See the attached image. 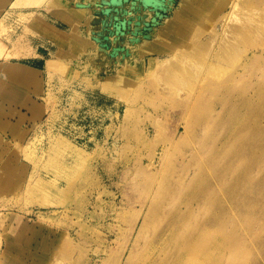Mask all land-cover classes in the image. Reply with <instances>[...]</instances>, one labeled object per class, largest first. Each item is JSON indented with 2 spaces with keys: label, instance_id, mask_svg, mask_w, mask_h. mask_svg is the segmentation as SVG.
I'll return each mask as SVG.
<instances>
[{
  "label": "rangeland",
  "instance_id": "1",
  "mask_svg": "<svg viewBox=\"0 0 264 264\" xmlns=\"http://www.w3.org/2000/svg\"><path fill=\"white\" fill-rule=\"evenodd\" d=\"M171 2L152 7V18H139L142 0H106L92 20L104 22V35L96 41L84 32L82 48L47 3L40 16L62 30L54 33L60 41L32 26L31 15L20 13L23 5L4 19V46L39 47L46 58L62 54L58 58L74 69L71 75L47 70L41 93L38 84L5 77L0 57V77L43 110L39 118H21L26 106L10 93L16 89L0 86V264H264V142L258 150L253 144L260 137L242 127L249 116H231L238 101L231 94L260 74L247 71L234 80L213 73L215 79L227 75L224 84L214 90L204 80L192 84L196 98L186 104L188 88L179 82L165 88L149 73L126 76L117 93L100 89L117 65L96 46H113L106 35L127 21L115 38L131 51L140 34L155 36L182 0ZM256 47H247L250 60L245 54L242 62L259 69L264 55L257 60ZM11 60L37 66L31 58Z\"/></svg>",
  "mask_w": 264,
  "mask_h": 264
},
{
  "label": "bare ground",
  "instance_id": "2",
  "mask_svg": "<svg viewBox=\"0 0 264 264\" xmlns=\"http://www.w3.org/2000/svg\"><path fill=\"white\" fill-rule=\"evenodd\" d=\"M263 1L264 0H182L178 7H174L175 10L172 16L164 18L165 23L155 36H153L154 34L152 33L150 35H145L144 33L140 34L142 35L141 38L134 40L132 44L130 43L131 45L129 46H131V51H125L124 48L117 46V43L121 42V39L115 38L117 33L114 30L111 36L106 35L108 39H111L114 47L108 45L106 50L104 49L105 44L101 42L100 48L102 50L98 45L96 46L97 51L100 50L98 52L101 54H103L102 51L104 50L106 52L108 51L109 55L111 53L110 57L113 62L111 64L117 65L113 68L110 77H107L108 79L99 82L100 89L102 92L117 93L120 83L124 79H127L126 76L139 73L141 77H143L145 73H149L151 75H156V77L158 76L159 81L164 82L165 88L174 86L176 82L182 84L181 86L184 88H188L187 95L183 98V100L186 101H182L186 104L189 102L188 100L192 101L196 98L195 85H192L194 83L198 84V82L200 83L201 80H204V86L209 90H214L224 84L227 75L228 77L230 75L232 79L234 78V80H236L238 78L244 79V77H242V73L244 72L250 71L249 75H252V73L256 74L257 72L260 76L253 84H251L252 81H250V79L246 78L245 83L248 87L239 89L234 94H231V99H238L236 103H233L234 109H231L233 110L231 111V116L233 121H237L243 115L250 117L251 122L245 125L244 123L246 122H244L242 127L244 129L250 128L260 137L259 142L254 144L251 143L253 145L257 144V149L259 150V146H262L264 142V126H262L261 123L264 119V64L257 69L255 65L254 67H248V64L243 63L242 60L244 59V55L247 54V47L249 46H260L261 51H259V55L255 53L257 55V60L264 55V10L262 12V8L260 7V2ZM116 2H120V0H111V3ZM45 3L50 7L47 8V10L49 9L52 13L57 14L59 18L64 21H70L68 14L70 8H72V2L68 0H0V32L6 30L4 19L10 16L16 7L23 5L21 7L25 8L23 9L25 11L21 10L20 13L24 15V17L27 14L31 15L30 23L32 26L40 29L44 27L43 31L52 33V30L55 33L57 30L40 16L39 9L45 7L42 6L43 4L45 5ZM170 5H172L170 0H142L143 8L142 12H139V18L142 16V13H147L148 18H152V15H154L152 13L153 8L156 10L161 7H170ZM98 6L100 7V5ZM228 6H230L229 11L221 12ZM53 7H56V9H53ZM79 7L83 8V6ZM208 10H211V13L205 16L204 12ZM257 10L260 11L257 12ZM200 11H203V13ZM82 13L83 11H75L73 16L78 17V15ZM91 18L92 15H89L86 21L87 24H90ZM153 25L157 27L158 23L154 21ZM193 25L195 27H193ZM218 26H220V30ZM69 35L70 40L74 39L76 40L74 42L79 43H76L78 44L77 48L85 47L83 45L88 40V37L82 34L78 26H75L74 30ZM124 36L126 35L124 34ZM206 37L207 39H205ZM215 47L216 50L214 51ZM74 48H76V46ZM79 53L82 54V52ZM27 55H29V51L24 47H19L18 44L13 43V48H10L4 46L0 41V57H4V63L6 61V67L4 68L5 77L16 79V81H19V84H23L24 86L30 83L37 85L38 72L22 61L11 60L12 58L20 59ZM118 56L124 58L125 61H117L116 57ZM249 58L247 54L244 60L247 61ZM147 60L151 62L148 65ZM239 61L242 63H239ZM68 64L69 63L63 59L50 58L47 60V69H61L64 72L67 71L71 75L73 72L70 71H73L74 68L73 65ZM83 70H85V68ZM218 71H222L224 74L227 73L225 79L221 76L216 79L209 76L213 73V75L219 73ZM178 73H181V78L177 77ZM242 84L243 83L240 85ZM0 86L7 90H9V88L11 90L16 89L15 92L13 90L10 93L23 101V104L32 112L33 118H39L42 115V106L34 101V99L30 98L25 90L9 83L4 77H0ZM179 89H177L178 93ZM231 103L230 101V104ZM227 111L229 112V110H226V112ZM20 116L21 118L22 116L25 118L31 117L24 112H21ZM245 116L244 119L248 118ZM58 141H60V139H58ZM76 151L78 155L83 154V151L79 149H76ZM4 168H6L8 174L11 167L5 166ZM0 180L2 183L4 182L2 177H0ZM41 182L46 184L47 180L41 178ZM7 184L8 182L4 186L6 187Z\"/></svg>",
  "mask_w": 264,
  "mask_h": 264
},
{
  "label": "crops",
  "instance_id": "3",
  "mask_svg": "<svg viewBox=\"0 0 264 264\" xmlns=\"http://www.w3.org/2000/svg\"><path fill=\"white\" fill-rule=\"evenodd\" d=\"M68 1H71L72 2V4H71V7L72 8H70V12L68 14V17H69V20L70 21H64L61 18H57V20H60V22L62 24L67 25L70 28V32L71 33L74 30L75 26H78L79 29L82 31V34L84 32L85 33H90L91 32L93 35H95L94 36L95 37V40L96 41H100V39L102 38V36L104 35V32H105V28H104V32H102V26H103L102 23H104V22L103 21H100V23H98V24H96V23L93 24L92 23V20L95 18L93 16V13L96 12L97 10H100V9L103 10V9H105L106 7H104V6H100L99 7L98 5H103L106 2V0H68ZM170 2H171V0H170ZM120 4H122V2ZM78 5L79 6H83V8L79 7ZM53 9H56V7H53ZM75 11H83V13L82 14H79L78 17H74L73 14L75 13ZM89 15H92V18L90 19V24H87L86 21L88 20ZM88 25H90V26H88ZM53 27L58 32L62 31V30H60L59 28H57L55 26H53ZM51 32H52L51 35L57 41H60L61 40V39H58L55 36V34H54V32L52 30H51ZM85 33L83 34L84 36H86ZM99 37H100V39H98ZM118 43H122V42H118ZM96 44H97V42H96ZM41 48L45 49L43 47V45L41 46ZM99 48H100V45H99ZM26 50L29 51V55H27L26 57H23V58L24 59L25 58L34 59L36 61V63H37V66H31V67H32L33 70H35L36 72H38L39 80H38V86L37 87H39V86L41 87V93H42V91H43L42 89H43L44 84H45V77L47 76L46 75L47 74L46 71L48 70L47 69V60L50 59V58H58V57H61L62 54H57V55H55V57L46 58V57H44V53L40 52L39 47L37 49H34L33 51H30L29 49H26ZM48 54H50V53H48ZM50 56H51V54H50ZM2 72H4V70ZM27 88H30V87H27ZM25 108H26V112H24V111H22V112L27 113L28 116H32L33 115L32 112L29 111L27 107H25ZM29 113H31V115H29Z\"/></svg>",
  "mask_w": 264,
  "mask_h": 264
},
{
  "label": "water",
  "instance_id": "4",
  "mask_svg": "<svg viewBox=\"0 0 264 264\" xmlns=\"http://www.w3.org/2000/svg\"><path fill=\"white\" fill-rule=\"evenodd\" d=\"M107 10V9H106ZM109 11V10H108ZM107 11V12H108ZM104 12H106L105 10H104ZM127 21L126 22H122L121 23V26H117V27H115L116 28V33H117V35H118V33H120L121 35L123 34V33H125V32H121V29L123 28V30L125 31L126 29H127ZM118 31V32H117Z\"/></svg>",
  "mask_w": 264,
  "mask_h": 264
}]
</instances>
